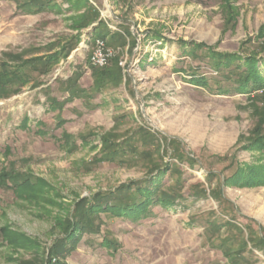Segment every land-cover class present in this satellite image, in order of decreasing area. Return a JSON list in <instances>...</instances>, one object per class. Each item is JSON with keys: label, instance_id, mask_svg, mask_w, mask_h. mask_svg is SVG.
Returning a JSON list of instances; mask_svg holds the SVG:
<instances>
[{"label": "rangeland", "instance_id": "374dc122", "mask_svg": "<svg viewBox=\"0 0 264 264\" xmlns=\"http://www.w3.org/2000/svg\"><path fill=\"white\" fill-rule=\"evenodd\" d=\"M50 2L0 0V264H43L77 205L132 182L174 205L98 211L60 261L264 264V97L237 90L249 59L264 77V0Z\"/></svg>", "mask_w": 264, "mask_h": 264}, {"label": "trees", "instance_id": "16d2710c", "mask_svg": "<svg viewBox=\"0 0 264 264\" xmlns=\"http://www.w3.org/2000/svg\"><path fill=\"white\" fill-rule=\"evenodd\" d=\"M226 3H230L233 0H224ZM22 2L21 10L24 13H38L45 10H50L53 8L50 0H17V3L19 4ZM88 24V21H86L83 24L77 25L78 28L86 27ZM218 54V53H216ZM218 56V55H217ZM53 58V56H50ZM40 59V57H35ZM49 58V57H48ZM227 61H232L235 59L233 55H229L227 57H223ZM255 59H249L248 62H246V68L245 73L243 75L242 80L239 82L237 90L239 93H245V92H253L255 93V96H263L264 92L256 93L258 90L264 91V77L261 75L259 68L257 67L255 63ZM112 66L118 69L117 63L114 61L112 63ZM116 69V70H117ZM119 74V70H118ZM94 81L97 79V75L94 77ZM256 143L259 144L260 147L264 148V137L262 136H256ZM252 171V170H251ZM155 180H151L150 183H154ZM1 185H6V182H2ZM19 185V186H18ZM18 187H29L30 184L26 183V181L21 182L18 184ZM29 185V186H28ZM12 186V185H11ZM131 188H135V196L133 199H130L129 197L125 199H117L122 194H126L125 196H128L127 193L130 192ZM161 191H157L156 187L153 189L148 188L147 186L140 185L139 183H130L124 184L119 186L115 191H110L108 193H105L101 196H98L97 202L89 203L85 205H77L76 207V214L72 221H68L67 227H66V234L63 239L57 240L55 243H53L52 247L49 249V257L44 261L43 264H67L63 261H60V257L64 255V251L66 250V242H69L70 240H73L77 233L83 230H90L89 228H92L93 221H91V217L95 216L98 211L102 212H110L114 215L122 216H131L133 218H139L141 217V214H145L147 212V209L151 203H158L162 206H172L174 205L175 201L171 196H167L166 194L162 193ZM155 194V197L152 198L151 196ZM140 196V197H137ZM112 197V199H111ZM115 197L116 201H112ZM147 216V215H146ZM67 239V241H66Z\"/></svg>", "mask_w": 264, "mask_h": 264}, {"label": "built area", "instance_id": "2783aa9c", "mask_svg": "<svg viewBox=\"0 0 264 264\" xmlns=\"http://www.w3.org/2000/svg\"><path fill=\"white\" fill-rule=\"evenodd\" d=\"M110 55L111 52L105 48V43L101 39H95L92 52L89 56V63L96 67L102 66L107 62Z\"/></svg>", "mask_w": 264, "mask_h": 264}, {"label": "crops", "instance_id": "0c3cea01", "mask_svg": "<svg viewBox=\"0 0 264 264\" xmlns=\"http://www.w3.org/2000/svg\"><path fill=\"white\" fill-rule=\"evenodd\" d=\"M252 249V248H251ZM248 250L242 252L241 254H239L238 256H230L228 259H226L228 262H230L231 264H259L260 263V257L259 255L257 254V252L254 253V250L252 249V252L253 254L255 255H252L253 258H257V261H252V258H248L246 257L248 255ZM261 255V258H264V254H260Z\"/></svg>", "mask_w": 264, "mask_h": 264}]
</instances>
